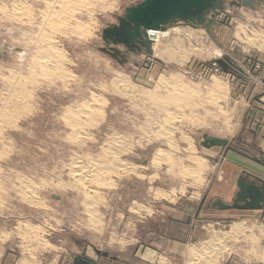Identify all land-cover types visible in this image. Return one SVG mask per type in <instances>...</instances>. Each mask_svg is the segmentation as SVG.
<instances>
[{
  "label": "rangeland",
  "instance_id": "1",
  "mask_svg": "<svg viewBox=\"0 0 264 264\" xmlns=\"http://www.w3.org/2000/svg\"><path fill=\"white\" fill-rule=\"evenodd\" d=\"M47 1L0 0V264H264L261 221L206 213L232 152L259 159L264 1L225 0L212 34L179 23L149 32L154 56L118 58L103 31L144 0ZM206 134L230 145L207 148ZM211 239L220 253L195 263Z\"/></svg>",
  "mask_w": 264,
  "mask_h": 264
},
{
  "label": "water",
  "instance_id": "2",
  "mask_svg": "<svg viewBox=\"0 0 264 264\" xmlns=\"http://www.w3.org/2000/svg\"><path fill=\"white\" fill-rule=\"evenodd\" d=\"M264 0L231 1L229 5L243 6L256 9V3ZM225 0H144L143 2L126 8L123 16H118L119 24H115L103 31L102 38L106 48L102 51L118 58L124 54L117 47L124 46L128 52L145 51L154 56L153 41L149 37L150 31H167L173 25L183 23L193 28H203L212 34L217 25V17L226 11ZM229 58L217 60L223 67H228ZM232 64V63H231ZM231 67V66H229ZM241 70V69H240ZM229 72L228 68H225ZM242 71V70H241ZM203 146L207 148H228L230 142L226 139L204 136ZM264 163V161H262ZM248 175V174H247ZM260 185L246 182L242 177L238 182L239 192L233 205H226L221 201L217 206L224 209L261 210L264 208V180L254 177ZM108 256V253H104ZM88 258H75V264H90Z\"/></svg>",
  "mask_w": 264,
  "mask_h": 264
},
{
  "label": "crops",
  "instance_id": "3",
  "mask_svg": "<svg viewBox=\"0 0 264 264\" xmlns=\"http://www.w3.org/2000/svg\"><path fill=\"white\" fill-rule=\"evenodd\" d=\"M264 101V97H263ZM255 117V120L252 121V125L250 126V134L251 138V147H249L248 151L250 154H257L259 159L251 158L247 155H241L236 152H232V158H229L228 160V168H227V174L226 178L222 180V184L218 185L216 195L219 200L224 204L229 203V198L231 201L236 199V195L239 192L238 182L242 177H246L247 183L254 182L257 185H260V182L256 180L254 177L260 178L264 180V108H258L256 110H253V112L249 115V118ZM222 151L220 153L221 158ZM244 156H247L251 159H247ZM248 174V175H247ZM227 183H226V182ZM223 182H225L223 184ZM219 207V206H218ZM217 212V216H214L215 211L214 210H206V213L212 215L207 216V218H214L216 217L218 220H225L230 218L231 213H238V217H245L249 219H255L261 221V223L264 226V209L261 210H242V209H224L219 207ZM205 211V210H204ZM203 211V212H204ZM207 214V215H208ZM95 264H108L106 262V258L104 257L103 262L102 260L98 258H91L89 257ZM93 262H89L90 264H93ZM243 263L245 264H260V262H256L255 260L245 259L243 260Z\"/></svg>",
  "mask_w": 264,
  "mask_h": 264
},
{
  "label": "bare ground",
  "instance_id": "4",
  "mask_svg": "<svg viewBox=\"0 0 264 264\" xmlns=\"http://www.w3.org/2000/svg\"><path fill=\"white\" fill-rule=\"evenodd\" d=\"M55 1H57V3H60V4H62V3H65V4H66V2L69 1V0H55ZM65 1H66V2H65ZM70 1H71V0H70ZM47 2H51V1L48 0ZM53 2H54V1H53ZM51 3H52V2H51ZM51 3H50V4H51ZM54 3H56V2H54ZM44 4H45V3H44ZM48 4H49V3H48ZM48 4H47V5H48ZM65 4H63V6H64ZM15 6H16V5H15ZM49 6H53V5H49ZM61 7H62V6H61ZM46 8H47V7H46ZM49 8H51V7H49ZM62 8H63V7H62ZM62 8H61V9H62ZM52 9H53V8H52ZM61 9H60V11H61ZM65 9H67V8L65 7ZM69 9H70V8H69ZM73 10H74V9H73ZM46 11H48V10H46ZM66 11H67V10H66ZM55 12H58V13H55V14H57V15L60 14L59 10H58V11H55ZM69 12H70V11H69ZM72 12H73V11H72ZM61 13H63V12H61ZM65 13H66V12H65ZM10 14H11V13H10ZM48 14H49V13H48ZM61 16H62V15H61ZM70 16H72V15L70 14ZM73 18H74V17H73ZM45 20H46V19H45ZM67 20H68V19H67ZM56 23H57V22H56ZM58 26H59V25H58ZM58 26H57V27H58ZM57 27H56V24H55V28H57ZM78 32H79V31H78ZM150 32L152 33V32H162V31H150ZM164 32H166V31H164ZM80 33H81V31H80ZM149 37H150V34H149ZM56 48H57V47H56ZM54 52H55L56 54H59V51H57V50L54 51ZM48 53H49V52H48ZM50 53H51V52H50ZM54 55H55V54H54ZM57 56H58V55H57ZM36 59H37V58H36ZM38 59H39V58H38ZM43 59H44V58H41L40 61H38L40 65H44V64H46V60H47V59H46V60H43ZM50 59H54L53 61L55 62L56 57H53V56H52ZM42 60H43V61H42ZM47 61H48V60H47ZM36 62H37V61H36ZM56 62H57V61H56ZM60 64H61V63H60ZM45 66H46V65H45ZM55 66H56V65H55ZM55 66H54V67H55ZM43 67H44V66H43ZM58 71H59V70H58ZM56 72H57V71H56ZM56 72H55V73H56ZM62 72H63V71H62ZM55 73H54V74H55ZM57 73H58V72H57ZM52 74H53V73H52ZM13 79H14V78H13ZM15 79H16V78H15ZM11 80H12V79H11ZM128 81H129V80H128ZM7 85H8V84H7ZM7 95H8V94H7ZM8 96H9V95H8ZM21 98H22V97H21ZM13 102H14V101H13ZM89 110H90V109H89ZM74 111H75V110H74ZM95 111H96V110H95ZM164 111H165V110H164ZM75 112H76V111H75ZM73 114H74V113H73ZM88 114H89V113H88ZM82 115H83V114H82ZM71 116H72V115H71ZM73 121H74V120H73ZM74 134H75V133H74ZM85 138H86V137H85ZM160 138H161V137H160ZM168 138H169V137H168ZM119 141H120V140H119ZM174 141H175V140H174ZM122 148H124V147H122ZM125 149H126V148H125ZM192 149H193V148H192ZM123 150H124V149H123ZM127 150H128V149H127ZM193 151H194V150H193ZM191 153H192V152H191ZM113 154H114L115 160H116V159L119 160V156H118L119 152H118V150H117V152H115V153H113ZM192 155H193V154H192ZM191 159H194V158H191ZM195 159H196V158H195ZM195 159H194V160H195ZM120 161H121V160H120ZM195 161H197V159H196ZM75 165H76V164H75ZM75 165H74V166H75ZM118 165H119V167L122 168L121 170H122L123 172H124L125 170H128V171H130V170H132V169L135 170V167H132L131 165L129 166L128 164H126V163H124V162L122 163V161H121V163L118 162ZM78 166H79V165H78ZM78 166H77V167H78ZM96 166H98V165H96ZM96 166H94V168H95ZM87 167H88V166H87ZM92 167H93V166H92ZM92 167L89 166L88 169L86 170V173H88V172H90V173L93 172L94 169H92ZM82 168H83V167H82ZM85 168H86V167H85ZM98 168H99V167H98ZM98 168H97V169H98ZM70 169H71V168H70ZM74 169H75V168H74ZM83 169H84V168H83ZM80 170H81V169H80ZM84 170H85V169H84ZM82 171H83V170H82ZM128 171H126V172H128ZM79 173H80V172H79ZM86 173H85V174H86ZM96 173H97V172H96ZM74 174H76V173H74ZM136 174H137V173H136ZM87 175H88V174H87ZM92 175H93V174H92ZM73 176H74V175H73ZM78 176H79V175H78ZM83 176H84V175H83ZM90 176H91V174H90L88 177L91 178ZM95 176H96V175H95ZM92 178H93V177H92ZM94 178H95V177H94ZM86 179H87V178H86ZM89 181H90V180H89ZM101 182H102V181H101ZM101 182H100V183H101ZM24 183H25V182H24ZM26 183H27V181H26ZM88 183H89V182H88ZM28 185H29V184H28ZM28 185H27V186L22 185L23 187L21 186V188L23 189V191L26 189V187H27V189H28ZM29 186H30V185H29ZM75 186H76V185H75ZM85 187H86V186H85ZM99 187H100V185H99ZM101 187H102V186H101ZM42 188H43V187H42ZM27 189H26V191H27ZM32 189H33V188H32ZM29 191H30V190H29ZM88 192H89V191H88ZM21 193L23 194V196H21V200L25 201L26 203L36 205V202H38V201L35 202V201L32 200V198H29V197H30V196L28 197L29 194H28V195H27V193L25 194V191H24V192H21ZM34 194H35V193H34ZM30 195H32V194L30 193ZM86 195H87V194H86ZM32 196H33V195H32ZM34 197H35V195H34ZM34 197H33V198H34ZM39 199H40V198H39ZM87 201H88V200H87ZM91 201H92V200H91ZM90 203H91V202H90ZM93 203H94V202H93ZM37 205H39V203H38ZM90 205H91V204H90ZM88 206H89V205H88ZM86 208H87V207H86ZM89 209H90V208H89ZM86 212H87V211H86ZM88 215H89V214H88ZM92 215H93V214H92ZM92 215H91V216H92ZM99 217H100V216H99ZM89 221H90V220H89ZM99 224H100V223H99ZM242 224H243V223H242ZM242 224H241V223L234 224V225L236 226V228H235V226H234L233 229H234L236 232H237V231L240 232L239 230H241V229L244 230V229L241 227ZM26 227H27V226H26ZM238 227H240V228H238ZM244 227H245V226H244ZM33 229H35V228H33ZM233 229H232V230H233ZM245 229H246V227H245ZM242 230H241V231H242ZM228 232H229V231H228ZM228 232H227V235L229 234L228 236L231 237V236H232V235H231L232 231L229 232V233H228ZM243 232H244V231H243ZM25 233H26V232H25ZM29 233H30V232H29ZM217 233H218V232H217ZM218 234H219V233H218ZM225 234H226V233H225ZM234 234L237 235V233H234ZM24 235H25V234H24ZM220 235H221V234H220ZM222 235H224V233H223ZM238 235H239V234H238ZM238 235H237V236H238ZM228 236H227V237H228ZM233 236H234V235H233ZM220 237H221V236H219V238H220ZM225 238H226V237H225ZM233 238H234V237H233ZM220 239H222V243H223V238H220ZM229 239H230V238H229ZM234 239H235V238H234ZM212 240H213V239H211V244H212L211 246H208V247H207V245H205L206 247L204 246V249H202V250L199 249L197 252H195V258L192 259L194 262H195V261L198 262L197 260H203V261H204V259H202V258L205 257L206 254H213V253H218V252H219L218 249L215 247V243L212 242ZM218 240H219V239H217V241H218ZM225 240H228V239H225ZM213 241H214V240H213ZM215 242H216V240H215ZM216 243H217V242H216ZM220 243H221V241H220ZM209 244H210V243H209ZM219 250H220V249H219ZM195 251H196V250H195ZM224 252H225V251H224ZM219 253H220V252H219ZM221 255H222V254H221ZM208 257H209V256H208ZM205 258H206V257H205ZM205 260H206V259H205ZM207 261H208V259H207ZM196 262H195V263H196ZM199 262H200V261H199ZM201 262H202V261H201ZM191 263H192V262H191ZM215 263H216V262H215ZM192 264H193V263H192Z\"/></svg>",
  "mask_w": 264,
  "mask_h": 264
},
{
  "label": "built area",
  "instance_id": "5",
  "mask_svg": "<svg viewBox=\"0 0 264 264\" xmlns=\"http://www.w3.org/2000/svg\"><path fill=\"white\" fill-rule=\"evenodd\" d=\"M152 40V39H151ZM153 41V40H152Z\"/></svg>",
  "mask_w": 264,
  "mask_h": 264
}]
</instances>
